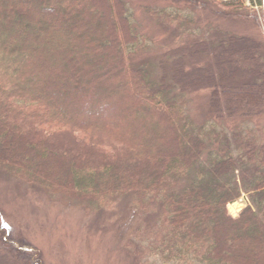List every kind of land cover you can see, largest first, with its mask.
<instances>
[{"label": "trees", "instance_id": "16d2710c", "mask_svg": "<svg viewBox=\"0 0 264 264\" xmlns=\"http://www.w3.org/2000/svg\"><path fill=\"white\" fill-rule=\"evenodd\" d=\"M167 1L245 15L242 0ZM137 44L122 0H0V172L85 208L128 197L142 231L156 218L146 250L163 263L264 264L263 42L181 41L156 79ZM207 89L208 124L195 125L183 97ZM0 242L39 263L3 227Z\"/></svg>", "mask_w": 264, "mask_h": 264}, {"label": "rangeland", "instance_id": "374dc122", "mask_svg": "<svg viewBox=\"0 0 264 264\" xmlns=\"http://www.w3.org/2000/svg\"><path fill=\"white\" fill-rule=\"evenodd\" d=\"M214 1L219 4L234 0ZM259 1L260 6L256 5L257 0H242L244 11L237 13L245 15L226 17L222 15L228 9L219 6L215 14L202 8L193 10L184 5L177 6L167 0H122L138 37L134 61L148 68L151 78L156 79L161 71L160 63L166 61V52L181 41L190 43L200 39L214 43L222 37L234 35L264 44V0ZM165 16L176 19V27L170 21L166 23L168 28L164 27ZM188 20L192 21L191 26L178 28V23L186 24ZM207 54L210 56L205 55L196 61L206 63L212 57L211 53ZM236 92L231 90L227 96L240 99ZM208 96L207 89L183 97V110L195 125L208 124ZM104 123L108 124L106 120ZM212 123L217 129L229 130L224 124ZM120 125L128 129L124 124ZM246 126L253 127V123L245 122ZM52 166L49 174L56 166L62 167L63 161L57 160ZM192 176L193 172L187 175L183 185ZM233 203L240 206L239 210L234 213L228 204L227 212L236 217L248 204V199L242 194ZM135 212L128 197H119L105 206L85 208L73 200L50 194L0 172V227L9 231L15 240H22L33 248L37 252L34 260L38 264H175L163 263L146 250L150 233L157 227L156 218H148L149 226L143 229L144 232L141 230V215ZM3 246L0 242V264H25Z\"/></svg>", "mask_w": 264, "mask_h": 264}, {"label": "bare ground", "instance_id": "6f19581e", "mask_svg": "<svg viewBox=\"0 0 264 264\" xmlns=\"http://www.w3.org/2000/svg\"><path fill=\"white\" fill-rule=\"evenodd\" d=\"M229 207H230L231 211H233L234 213L237 212L240 208V206L238 204H235V203L230 204Z\"/></svg>", "mask_w": 264, "mask_h": 264}]
</instances>
